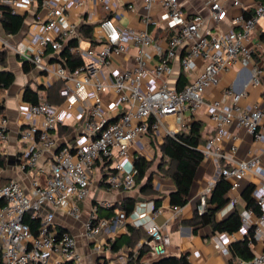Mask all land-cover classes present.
I'll list each match as a JSON object with an SVG mask.
<instances>
[{
  "label": "built area",
  "instance_id": "built-area-1",
  "mask_svg": "<svg viewBox=\"0 0 264 264\" xmlns=\"http://www.w3.org/2000/svg\"><path fill=\"white\" fill-rule=\"evenodd\" d=\"M33 1L0 0L10 7L14 15L18 14L20 7H28ZM94 1L101 4L105 13L114 11L112 0ZM225 1L234 8L243 6V0ZM41 6L47 10V15L39 23L38 32L31 36L30 45H10L6 41L4 46L39 72L54 81L63 82L59 96L64 101L72 102L78 92L90 88L93 103L75 113L74 118L82 126L74 143L59 147L55 134L59 126L66 124L67 111L47 103L44 92L38 93V104L26 106L25 116L30 125L19 131L18 138L22 145H27V151L18 161V169L29 171L34 177L28 192L17 180H10L0 187V264H81L76 237L58 229L54 222L55 211L62 210L65 217L74 221L80 219L81 210L75 200H84L89 195L92 171L97 164L110 162L114 174L107 182L111 187L131 190L137 175L133 159L135 154H143V139L147 133L158 142L168 136L173 137L186 129V119L195 116L204 105L215 130L206 148L201 149L204 158H222L219 144L226 136L227 126L233 121L252 137L254 143L261 145L259 156L223 168L221 176L230 180L233 187L251 175L261 178L262 184L255 187L251 194L259 213L256 215L250 209L241 210L239 232L244 238L252 230L255 242L264 240V170L259 169V157L264 158V109L258 106L240 108L238 101L241 94L232 89L224 92L221 101L204 103L206 91L218 83L220 74L229 71L238 61L244 66L248 64L252 51L246 44L258 21H264V0L253 6L248 17L240 15L233 18L232 28L228 31L217 27L227 18V10L220 0H204L209 12L207 18L186 14L178 0H142L145 14L141 22L144 29L120 28L114 19L105 18L98 24L102 39L99 48L95 45L82 48L80 43L67 46L70 40L78 41V30L68 21L66 13L82 9L84 0H64L61 5L42 0ZM155 6L163 11L162 20L152 18ZM129 8L132 9L131 6ZM150 26H157L163 31L162 39L166 47L150 37ZM65 47L83 61V65L72 74L59 63L44 62L48 50L57 55ZM132 49L135 54L129 68L111 67L115 59L123 62L129 57ZM198 61L202 66L195 73L199 68ZM174 63H178L188 76L182 89L170 84ZM259 77L264 80V67L253 70V85L259 84ZM113 118L116 120L109 123ZM8 127L7 117L0 115V157L4 156L2 146L8 141ZM231 139L236 140V137L231 136ZM131 148L134 149L132 159L129 156ZM235 150L232 145L230 152ZM44 151L52 154L47 177L41 183L36 177L46 173L38 167ZM226 160L229 162V159ZM210 191L207 188L199 196V215L205 211ZM235 204L234 200L231 201L230 207ZM147 205V211H134L130 216L124 211H117L115 220L98 218L97 215L99 208L108 209L112 204L100 202L93 205L82 225L84 239L92 243L94 251L101 252L105 245L97 241L100 231L112 222L125 224L128 221L136 228H144L147 233L148 238L138 248L145 246L148 254L155 259L167 256L169 236L165 228L146 225L145 220L149 216L152 219L158 214L152 202ZM27 214L33 219L40 218L41 227L36 235L24 223ZM212 241L222 254H228L219 234L214 235ZM250 264H264V254L254 256Z\"/></svg>",
  "mask_w": 264,
  "mask_h": 264
},
{
  "label": "crops",
  "instance_id": "crops-1",
  "mask_svg": "<svg viewBox=\"0 0 264 264\" xmlns=\"http://www.w3.org/2000/svg\"><path fill=\"white\" fill-rule=\"evenodd\" d=\"M53 4L61 5L64 0H48ZM263 0H243V6L241 8H234L228 1L220 0L225 5L227 10V18L223 23L217 26L221 31H228L232 28L231 20L237 16L250 15L252 8L255 4L262 2ZM42 0H34L32 5L28 7H20L18 10L19 16H25L23 26L17 35L6 34L0 25V53L3 59V63L0 62V71L10 72L14 75V82L12 85L2 90L0 89V115H5L9 121L8 127V141L2 146V152L5 158V166L0 168V177L7 180V184L10 180H17L21 183L26 192L30 190L31 179L34 174L25 171L21 172L18 169V161L27 151V145H22L19 141V131L30 125V121L25 116L26 106L30 103L23 102L22 95L24 88L30 86L32 89L46 88L51 85L54 80L49 78L46 74L39 72L30 64L29 71L25 72L22 66V60L12 50L7 49L4 46V42H8L10 45L24 44L30 45V38L38 32V25L45 20L47 10L41 6ZM115 4L114 11L111 13H105L100 3L94 0H84V6L82 9H74L66 13L67 19L70 23L74 24L78 30V41L76 45L80 43L82 48L95 45L96 48L101 46V35L98 28V24L105 18H112L120 28H131L134 30H143L144 24L141 19L145 14V10L142 6V0H112ZM182 10L188 15H201L207 18L209 12L204 6V0H178ZM132 7V9L129 8ZM151 16L154 20H162L164 17L163 11L155 6L151 12ZM82 25H88L92 27L91 39L83 37L80 33ZM237 30L236 27H233ZM148 33L155 43L166 47V42L163 41V31L157 26H150ZM246 46L252 51L250 60L246 66L241 61H238L234 67L229 71L220 74L217 79L218 83L208 89L204 95V103L210 104L213 102H219L222 100L224 92L228 89H232L236 94H241L238 101L240 108H247L251 106H258L264 109V80L259 77V84L253 85L251 78L253 70H260L264 67V21L259 20L255 30L251 33L249 42ZM151 51V50H150ZM152 53V52H151ZM135 54V50L132 49L130 56L122 60L115 59L112 63V68H129L133 60L132 56ZM52 53H47L44 58L46 64H57L56 57ZM155 61V60H154ZM199 68H201V62H197ZM152 65V63H150ZM107 73V70H104ZM183 72L178 63L173 64V75L170 78L171 86L177 88L178 78ZM104 73V74H105ZM184 73V72H183ZM186 76V74L184 73ZM188 76H186L187 78ZM190 78V77H189ZM188 79V78H187ZM188 80H186L187 82ZM44 92L40 91L39 93ZM90 88L80 91L76 94L75 99L72 102L63 101L58 106L67 111L68 119L66 124L63 125L64 129H71L69 135L55 134L57 139V147L63 145H72L75 138L81 130V122L77 121L74 116L75 113L83 106L91 105L93 102L90 96ZM45 93V92H44ZM64 100V99H63ZM226 103H230L227 101ZM192 122H200L202 124V139L203 143L200 149L206 148V143L215 134L214 126L210 122L206 114V106H202L200 111L189 119H186L185 125H189ZM231 136H235L236 140H232ZM161 144L155 137L149 139L145 137L143 139L144 152L143 156L146 160L151 161V158H147V154L154 153L153 145ZM234 145L236 150L231 153L230 148ZM211 148V147H210ZM261 145L253 142L252 137L243 129L238 128L233 121L227 126L226 136L219 144V153L222 158L206 157L198 166L194 175L193 183L191 185L187 204L180 209H172L170 207L169 194L174 191V184L170 178L154 174L152 177V186L155 194L142 193L141 188L137 186L132 191H125L121 187H111L100 183L102 170L101 166H96L91 175V187L89 196L90 199L83 203L82 216L79 220L74 221L65 217L62 210L55 211L54 222L56 226L62 227L64 231L70 232L76 237L77 252L81 257V264H98L97 261H106L107 264H127L128 254L127 248L122 246L117 253H113L109 246L111 242L116 239L122 238L126 233L125 224H110L108 228H104L100 231L97 241H100L105 246L101 252H96L93 249L92 243L86 241L83 237V222L87 219L90 213V209L93 205L100 202H109L112 205L123 201L126 198H133L135 200L134 211L142 212L143 209L147 211L148 203L152 202L154 206V199L160 201L159 207L155 208L158 214L154 218L150 216L145 220L147 226L156 225L158 227L165 228V233L170 239V248L168 255L178 256L183 253L188 254V261L190 264H229L231 255L229 253V247L232 243L241 241L243 236L240 232L233 234H219L220 239L226 244L228 251L227 255H224L218 250L213 241L214 236L209 226L201 227L195 234L192 232L190 226L191 220L197 212L200 194L207 188L215 186L216 182L221 176V170L223 168L234 165L237 162L248 160L254 156H259V150ZM211 150H215L214 147ZM152 151V152H151ZM52 152L44 151L39 158L38 167L41 170H45L46 173H41L39 177H36L41 183L44 182L48 174V161L51 158ZM136 156V154H135ZM10 157L15 161V165L11 166L6 158ZM260 158L259 169L264 170V158ZM226 159H229L227 162ZM154 167H156L154 165ZM155 171V169H154ZM230 184L229 191L225 194L226 204L219 209L215 214V220L217 222L225 220L233 211H241L246 209V204L242 200L243 192L250 186L252 190L262 184V180L257 175H251L247 178L237 182V186L233 187L230 180H226ZM210 196V193H209ZM208 196V198H209ZM235 201L234 207H230V202ZM120 211V210H118ZM133 211V212H134ZM259 213V212H258ZM256 214V212H254ZM99 218H105L104 213H99ZM257 215V214H256ZM142 228V227H140ZM145 232L144 228H142ZM144 238H140L134 245L133 252L138 249V245L144 242ZM250 251L253 254V258L256 255L264 254V240L255 242L249 246ZM158 259L151 257L148 253L138 261L139 264H151ZM234 264H239L240 260H233Z\"/></svg>",
  "mask_w": 264,
  "mask_h": 264
},
{
  "label": "trees",
  "instance_id": "trees-1",
  "mask_svg": "<svg viewBox=\"0 0 264 264\" xmlns=\"http://www.w3.org/2000/svg\"><path fill=\"white\" fill-rule=\"evenodd\" d=\"M247 15L246 17H248ZM25 16L14 15L10 12V7L0 2V25L3 31L9 35H17L21 30ZM92 27L88 25H82L80 33L83 37L91 39ZM67 46H76V40H70ZM68 47H65L60 51L55 58L56 61L61 64L69 74H72L76 69L83 65L81 57L71 54L68 51ZM51 53L50 50L47 53ZM0 56L1 53H0ZM0 62L3 63V59L0 57ZM28 62L23 61L22 66L25 72L29 71ZM31 65V64H30ZM32 66V65H31ZM33 67V66H32ZM186 76L181 72L178 81L177 89H182L186 85ZM14 82V75L10 72L0 71V89L5 90L9 88ZM63 82L54 81L51 85L44 88L32 89L29 85L24 88L22 95L23 102L36 105L39 103L38 93L40 91L45 92V101L52 106L58 107L63 103V98L59 96L60 90L63 88ZM116 119H110V122ZM65 127L59 126V134L69 135L71 129H64ZM202 124L200 122H192L186 126V129L178 132L175 136H168L163 139L161 144L153 145V150L160 153L159 160L155 163V171H152L154 166L153 160L148 161L141 155L134 156L133 164L137 169V175L135 178V186L141 188L142 193L155 194L152 186V177L154 174L170 178L174 184V191L169 194L170 207L172 209H180L187 204L189 191L193 183L194 175L198 166L203 161L204 157L201 152L202 139ZM147 137L152 139L151 134L148 132ZM5 166L4 156L0 157V168ZM101 166L102 175L100 179L101 184L110 186L107 179L110 175L114 174V170L110 167V162H105ZM4 180L0 177V183ZM4 186V185H2ZM0 186V187H2ZM230 184L220 177L215 186L210 191V196L206 200L205 211L199 215L195 212L194 217L191 220L190 226L193 234L198 229L204 226H209L214 235L216 234H233L240 230L241 220L239 211H233L225 220L217 222L215 220L216 212L226 204L225 194L229 191ZM252 186L248 187L242 194V200L246 204V209H250L258 214L259 209L254 199L252 198ZM160 201L154 199V208L159 207ZM2 205L0 201V206ZM135 200L133 198H126L123 201L112 205L111 208H99V213H104V217L107 220H115L116 212L118 210L124 211L127 216H130L134 211ZM99 218V215H98ZM24 223L30 228L32 234L36 235L41 227L40 218L33 219L30 214L24 217ZM126 233L120 239H116L111 242L109 246L113 253H117L122 246L127 248L128 254L127 264H139V260L148 253V249L145 246H140L137 251L133 252L135 243L140 239H147L146 231L143 232L142 228H136L130 223L125 224ZM60 231H64L62 227H58ZM249 242L255 243L253 240V231L249 230V233L241 241L232 243L229 247V253L231 260L229 264H234L233 260H240L245 264H250L253 259V254L249 249ZM188 254L183 253L178 256L167 255L158 259L151 264H190L188 261ZM98 264H107L104 261H97Z\"/></svg>",
  "mask_w": 264,
  "mask_h": 264
},
{
  "label": "rangeland",
  "instance_id": "rangeland-1",
  "mask_svg": "<svg viewBox=\"0 0 264 264\" xmlns=\"http://www.w3.org/2000/svg\"><path fill=\"white\" fill-rule=\"evenodd\" d=\"M181 131H183V129L181 130ZM133 152H134V149L133 148H131L130 150H129V156H130V158L132 159L133 158ZM152 152V151H151ZM154 153L152 154V153H149V155L147 154V158L148 159H150L151 158V160H153L152 162H153V164L155 165V163L159 160V158H160V153L158 152V151H153ZM6 160H7V162L11 165V166H14L15 165V161L14 160H12L10 157H7L6 158ZM155 169V167L153 166L152 167V171ZM2 178V177H1ZM2 179H4V178H2ZM6 181L7 180H2L1 181V183H0V186H2V185H5V183H6ZM136 188V186H134L131 190H129V191H132V190H134ZM90 199V196L88 195L84 200H75V203H76V205H77V207L79 208V210H81V214H82V209H83V203L84 202H86V201H88ZM82 216V215H81ZM113 264H116V262L114 261L113 262Z\"/></svg>",
  "mask_w": 264,
  "mask_h": 264
}]
</instances>
